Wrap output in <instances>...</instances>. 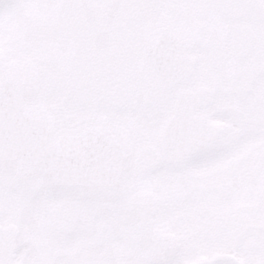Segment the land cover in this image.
<instances>
[{"label":"snow or ice","instance_id":"1","mask_svg":"<svg viewBox=\"0 0 264 264\" xmlns=\"http://www.w3.org/2000/svg\"><path fill=\"white\" fill-rule=\"evenodd\" d=\"M0 264H264V0H0Z\"/></svg>","mask_w":264,"mask_h":264}]
</instances>
